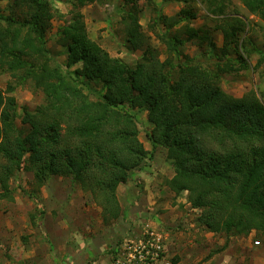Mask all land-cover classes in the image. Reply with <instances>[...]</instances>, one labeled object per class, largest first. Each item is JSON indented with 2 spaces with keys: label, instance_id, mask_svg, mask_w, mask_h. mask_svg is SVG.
Instances as JSON below:
<instances>
[{
  "label": "trees",
  "instance_id": "obj_1",
  "mask_svg": "<svg viewBox=\"0 0 264 264\" xmlns=\"http://www.w3.org/2000/svg\"><path fill=\"white\" fill-rule=\"evenodd\" d=\"M0 1L7 9H0V71L15 82L0 90V199H13L8 182L14 173L31 172L38 188L48 177L60 175L101 208L103 222L117 220V187L148 156L129 111L138 108L150 125L149 156L159 147L165 150L173 170L165 184L176 195L186 192L187 202L200 210L199 225L238 236L253 231L264 239V99L254 91L234 97L220 88L224 75L249 68L252 55H260L258 67L264 50L243 46L239 34L245 23L225 18L231 0H196L209 15L224 17L218 25L223 46L218 53L210 42L206 62L181 59L183 41L154 31L168 55L159 59L140 30L138 11L127 12L122 43L127 51L141 50L132 65L91 41L79 14L58 33L66 56L60 64L46 46L48 21L54 17L49 0ZM95 1L69 0L74 9ZM238 1L264 21V0ZM155 6V25L169 29L178 23H170L160 5ZM176 14L182 21L195 17L187 9ZM195 36L196 31L189 34L190 39ZM24 84L43 96L42 104L21 113L27 131L15 125L19 115L11 95Z\"/></svg>",
  "mask_w": 264,
  "mask_h": 264
},
{
  "label": "rangeland",
  "instance_id": "obj_2",
  "mask_svg": "<svg viewBox=\"0 0 264 264\" xmlns=\"http://www.w3.org/2000/svg\"><path fill=\"white\" fill-rule=\"evenodd\" d=\"M149 1L97 0L74 9L69 0H49L54 17L48 21L46 46L53 58L64 64L66 56L62 53L63 44L57 41L58 33L79 14L91 41L110 56L132 65L141 56V50L130 52L124 48L123 17L127 12L138 11L140 30L158 50L159 59L164 60L168 55L162 53L164 46L154 31L166 32L183 41L179 47L181 59L188 56L206 62L210 42L219 53L223 35L218 25L224 17L209 15L196 0H173L163 5L162 0ZM155 5H160L161 13L171 19L170 23H178L169 29L165 24L155 25ZM0 9L7 13L5 2L0 1ZM181 9L194 12V19L180 20L176 13ZM226 11L228 22L235 17L245 23L239 34L245 42L243 46L249 51L252 47L263 51L264 21L249 14L238 0H231ZM192 31H196V36L190 39ZM230 54L233 59L237 57L234 52ZM259 59L260 55H252L247 70L224 75L220 88L234 97L254 91L264 99V61L254 68ZM80 65L72 66L71 70ZM8 83L14 85V79L0 71L2 92ZM11 95L19 115L15 125L27 131L28 126L21 124V113L42 104L43 96L27 84L18 86ZM129 111L137 119L138 139L148 156L140 169L117 187L119 218L103 222L101 208L69 177L50 176L38 188L31 172L14 173L8 182L13 199H0V264H109L112 254L125 253L127 244L144 235L160 238L159 264H214L219 257L225 264H264V239L258 233L252 231L247 236L214 233L199 225L200 210L187 202L186 192L176 195L165 184L173 176L165 150L159 147L149 156L152 148L146 136L150 127L146 112L138 108Z\"/></svg>",
  "mask_w": 264,
  "mask_h": 264
},
{
  "label": "built area",
  "instance_id": "obj_3",
  "mask_svg": "<svg viewBox=\"0 0 264 264\" xmlns=\"http://www.w3.org/2000/svg\"><path fill=\"white\" fill-rule=\"evenodd\" d=\"M127 244L125 253L112 254L109 264H159L160 238L144 235L137 241ZM258 244V242H255Z\"/></svg>",
  "mask_w": 264,
  "mask_h": 264
},
{
  "label": "crops",
  "instance_id": "obj_4",
  "mask_svg": "<svg viewBox=\"0 0 264 264\" xmlns=\"http://www.w3.org/2000/svg\"><path fill=\"white\" fill-rule=\"evenodd\" d=\"M214 264H225V263H222V259L219 257L218 260Z\"/></svg>",
  "mask_w": 264,
  "mask_h": 264
}]
</instances>
